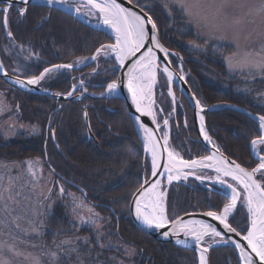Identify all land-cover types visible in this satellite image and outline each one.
I'll return each instance as SVG.
<instances>
[{
	"label": "trees",
	"instance_id": "obj_1",
	"mask_svg": "<svg viewBox=\"0 0 264 264\" xmlns=\"http://www.w3.org/2000/svg\"><path fill=\"white\" fill-rule=\"evenodd\" d=\"M133 2L152 15L161 42L176 51L170 56L172 65L177 68L178 63H182L186 80L203 106L226 102L264 116V105L254 101L251 93L239 92L236 87L243 81L239 76H232L221 57L204 52L190 55L176 33L165 28V12L176 9L167 6L163 0ZM19 8L22 7L13 6L8 15L10 38L5 34L3 16L0 14V58L5 69L11 73L19 68L20 76L34 77L49 65L73 63L75 59L89 57L100 46L112 42L105 32L80 23L60 9L28 5L26 14L21 16ZM181 15H176L175 11L177 19ZM10 42L29 48L37 54L38 59L27 61L20 58L14 53L16 50L10 46ZM115 64L112 58L102 56L97 63L78 70L63 69L54 76H45L41 85L66 94L80 77L87 81L88 92L100 93L116 79L118 71L114 69ZM93 69L95 72H92ZM160 79L163 80V77ZM257 81L263 86L264 79ZM0 91L18 110L19 121L35 123L41 128L40 133L35 135L18 134L10 139L0 135V159L7 162L35 156L44 159L46 154L49 166L44 159L45 165L52 173L54 189L61 195L51 213L45 216L47 232L43 237L46 243L50 242V234L58 232L60 235L89 234L90 240L95 241L90 229H76L73 226L64 203L68 196L65 186L79 193L102 215L104 226L101 230H106L99 238L103 244L114 243V246L102 249L105 253L122 256L120 247L115 246L119 243L136 250L132 264H197L191 250L156 241L141 230L129 215L130 200L143 179L148 178L150 163L122 99L86 95L80 100L57 101L47 95L23 91L1 79ZM180 98L187 111L184 120L176 111L171 143L186 147H182L186 158L203 156L207 151L198 141L192 110L185 98L181 95ZM161 105L166 113L169 105ZM85 111L97 144L87 138ZM204 121L211 139L226 155L248 168L257 164L249 150L252 140L262 134L257 120L236 109L220 107L204 113ZM260 151H264V145H260ZM257 177L264 185V175L258 173ZM188 183L168 186L166 204L170 219L195 210L219 212L229 201L226 194L209 189L199 181L190 180ZM247 221L244 207L239 204L229 222L245 233ZM97 248L98 245L94 247ZM93 251L87 253L85 258H102L103 255H94ZM103 258L108 261L107 255ZM209 264H238V258L232 247L215 246L209 250Z\"/></svg>",
	"mask_w": 264,
	"mask_h": 264
},
{
	"label": "rangeland",
	"instance_id": "obj_2",
	"mask_svg": "<svg viewBox=\"0 0 264 264\" xmlns=\"http://www.w3.org/2000/svg\"><path fill=\"white\" fill-rule=\"evenodd\" d=\"M163 2L176 9V15L182 13L177 19L175 11L165 12L164 23L165 28L176 33L187 52L192 56L204 52L221 57L231 70L232 76H239L243 81L236 87L239 92L251 93L254 101L264 105V83L261 86L257 81L264 79V71L257 66L264 63V12L256 11L261 0H185L190 14L181 10L177 0ZM69 3L77 11L76 6L82 0H72ZM86 11L87 9L81 8V15L99 22L96 16L85 15ZM10 46L22 59H38L37 54L29 48L16 46L12 42ZM100 56L110 59L112 54L105 55L102 51ZM83 61L86 60L78 59L73 63ZM13 72L19 75L21 70L15 68ZM57 72L59 70L48 75L53 76ZM164 129L163 134L167 133L166 127ZM40 130L38 124L19 121L18 110L5 98L4 92L0 91V135L4 139L18 134L35 135ZM173 145H169L170 149L181 157L184 146L179 143ZM216 176L214 170L204 174L210 181H214ZM52 178V173L40 156L12 162L0 159V261L5 264H132L131 259L136 250L131 246L119 243L115 245L120 247L122 256L102 251L114 246V243L103 244L99 238L106 230H101L104 226L102 215L79 193L65 186L68 196L64 203L73 226L76 229H90L95 235V241L90 240L89 234L60 235L58 232L50 234V242H45V216L51 213L56 200L61 198L54 189ZM225 179L236 184L231 177ZM213 185L225 190L231 198V191L226 186L218 182ZM237 187L242 193L239 202L248 215L246 203L243 201V190L238 185ZM160 193L165 205V191ZM215 241L218 240L206 237L202 244ZM95 244L99 248L94 249ZM92 251L94 255H103L102 258H85ZM105 255L108 261L103 258Z\"/></svg>",
	"mask_w": 264,
	"mask_h": 264
},
{
	"label": "snow or ice",
	"instance_id": "obj_3",
	"mask_svg": "<svg viewBox=\"0 0 264 264\" xmlns=\"http://www.w3.org/2000/svg\"><path fill=\"white\" fill-rule=\"evenodd\" d=\"M23 3L25 7L19 8L18 12L21 16L26 14L27 4L29 0H0V14L3 16V26L8 27V15L14 3ZM68 0H47L49 5L53 3L66 4ZM132 0H129L131 3ZM181 10L189 12V6L185 0H177ZM81 8L87 9L84 13L89 16H96L97 19L107 28L111 29L112 34L115 37V42L107 45H102L98 48L97 54L101 51L105 55L114 54L116 61L121 67L125 66L126 61H131V66L127 72L126 87L131 96L132 104L135 106L136 111L145 116H150L153 123H156L157 128L160 127L156 121V116L153 112L154 100L152 99V89L157 82L158 71H163L167 74L169 82L172 80V73L168 67L160 68L159 60L155 49L164 53L165 58L168 56V50L164 48L157 38V27L152 22L151 18L145 19L144 16L138 14L136 11L128 7H124L118 0H82L80 5L76 6L77 13ZM257 12H264V0H261ZM98 14V15H97ZM190 14V12H189ZM151 25V28L147 27ZM11 36V32L8 33ZM150 42L151 46H147ZM142 49H146L141 52ZM140 53L139 56L137 54ZM97 58L96 55L91 57L92 60ZM262 71H264V63L257 65ZM2 67V66H0ZM73 65H53L51 68H45L39 76H34L27 80V84L36 85L43 80L46 74L57 71L63 68H72ZM180 79H184L183 76ZM23 86V81H17ZM83 84V81H81ZM75 88V85L73 86ZM108 91L112 92L117 88L116 82L109 83ZM69 96L72 92L68 93ZM169 95H172L171 88H169ZM147 101V103H145ZM196 106L201 109L200 101H196ZM199 114V113H198ZM201 119V133L204 135L205 140L211 142V138L204 131L203 117ZM136 122L139 124L140 130L143 132L144 149L146 152H150L152 156V176L158 175L157 169L160 167V155L163 152H167V159L163 162L164 172L159 173L160 176L167 175L169 183L174 179H179L183 174L186 178V173H182L181 169L190 168H214L217 173L216 181L222 185H225L231 191V201L224 205L221 212H207L205 215L212 217L214 220L219 221V224L223 226L224 230L229 233H235L240 236V232L233 228L228 222L230 214L233 209L236 208L238 200L241 198L242 193L238 190H243V201L246 203L247 210L250 218V226L246 235L242 236V240L247 242V246L251 249V252L255 254L253 257L241 247L240 243L232 241L236 245V248L240 251L242 264H264V185H262L254 177L257 173L264 175V155H261L258 151V146L264 145V135H261L258 139H253L251 142V151L259 159V163L251 171L241 167L240 164L235 161L228 162L222 157H217L215 153L210 156L201 158L200 160L186 161L178 159L179 154L170 150L168 147L167 133L163 136L164 146L161 147L159 139L155 136L153 129L146 127L144 123L140 121V118H136ZM168 120H164V125L167 127ZM259 128L264 131V116L259 117ZM219 152V149L216 150ZM231 177L236 184L228 183L225 179ZM197 179H201L197 176ZM148 180H145V184H148ZM161 180L156 179L154 183H151L149 187L141 186V190L135 197V212L138 220L147 225L149 228L161 229L168 227L169 231L176 235L183 233L186 238H190L198 250H201L200 264H205L204 252L207 249H201V243L206 237L216 238L219 237L224 241V237L221 232L217 230L215 226L210 223H206L200 220H187L182 219L170 220L166 215L165 207L162 201V193H158ZM169 231L164 233L165 236L169 235ZM186 242V241H185ZM227 242V241H224ZM182 243V241H177ZM55 255V254H53ZM0 264H5L4 261H0Z\"/></svg>",
	"mask_w": 264,
	"mask_h": 264
},
{
	"label": "water",
	"instance_id": "obj_4",
	"mask_svg": "<svg viewBox=\"0 0 264 264\" xmlns=\"http://www.w3.org/2000/svg\"><path fill=\"white\" fill-rule=\"evenodd\" d=\"M68 1H70V0H68ZM118 2L121 3L122 6L128 7L130 9H132L133 11H136L138 14L144 16L145 19L150 17L142 8H140L139 6L135 5L132 2L129 3V0H118ZM19 5L25 6L23 3H19V2H16V3L13 4V6H19ZM27 5H46V6L54 7V8L63 10L64 12H66L69 15H71L72 17H74L77 21H79L82 24H85V25H87L89 27H92V28H95V29H98V30L106 31L103 28H101L100 26H98L97 23H93V22H90L88 20H85L79 14L75 13L74 11H72V9L70 8V5H69L68 2L66 4L53 3V4L49 5L47 3V0H29V3ZM152 22L154 23L153 20H152ZM147 27L150 30L151 25H147ZM5 29L7 31V28H5ZM157 38L159 40L158 33H157ZM159 42H160V40H159ZM160 44L163 46V44L161 42H160ZM147 46H151L150 42H149V44ZM144 50H146V49H142L141 52L144 51ZM155 51L157 53V58L159 60L160 68L162 69L163 67L166 66V67L169 68V71L172 73L171 83L169 82L167 74L164 73L165 77L168 80L169 88H171L172 95H174L173 86H175L181 92V94L184 96V98L188 101V103H189V105H190V107H191V109L193 111V120H194L195 127L197 129V133H198V135L200 137V141L202 142L204 147L209 152V155L212 154V151H213L219 157H222V158L226 159L228 162L235 161L236 163L240 164L236 160H234L231 157H229L226 154H224L219 148H218L219 152H217L216 151L217 148L214 145H212L210 143H206V141L203 139V137L201 135V131H200V125H199L200 117H203V114L205 112H208V111H210L212 109L220 108V107H223V106H228L230 108H233V109H236L238 111H241V112L245 113L246 115H248L250 118L256 119L258 121H259V117L262 116V115L252 113V112H250L249 110H247L246 108H244L242 106H239V105H236V104H230V103H226V102H217V103L211 104L209 106H202L201 105V109L202 110L198 109L197 106H196V101L199 100V99L192 92L190 86L186 82L185 77L182 75V73L180 71L176 70L171 65L168 56H167V58H165L164 53L160 52L158 49H155ZM171 53L172 52L170 50H168V55L171 54ZM93 55H96V53H94ZM139 55H140V53L137 54V56H139ZM55 65H66V64H55ZM0 66H2V67H0V78H1V80H3L6 83L11 84V85L19 88V89H21L23 91H29V92H34V93H38V94L47 95V96H50V97L54 98L57 101H60V100L61 101H65V100H73V99H75V96H72V95L69 96L68 94L64 95V94H61V93H57V92L51 91V90H49L47 88H44L43 86L40 85L41 81L38 84H36V85L27 84V80L30 79V78L21 77V76H18V75H15V74H12V73L6 71L5 68L3 67L2 63H1V60H0ZM52 66L53 65L48 66L46 68H51ZM81 66H83V65H79V66L73 65L72 68H68V69H78ZM130 66H131V61H126L125 62V66L121 67V69H120V72H119L117 80L113 81V82H116V84H117V88H116L117 93L116 94H110L109 91H108V88H106L101 94L93 95V96H96V97H99V98L119 97V98L123 99L125 101V103L127 104L128 111H129V113L131 115L134 128L137 131L140 139L143 142V145H142L143 149H144L143 132L140 130L139 124L136 122V118L137 117L140 118V121L142 123H144L146 127H149L151 129H153L155 136L159 139V143H160L161 147H163L164 143L162 141V137H161V134H160V127L157 128L156 123H153L152 118L150 116H145V115H142L141 113H138L136 111L135 106L132 104L131 96H130V94L128 92V89L126 87V83H127V79H128L127 72H128V69H129ZM39 75H37V76H39ZM181 76H183L184 79H180ZM157 80H158V73H157ZM17 81H23L24 82L23 86H21V84L18 83ZM156 84H157V82H156ZM156 84L153 86V89H152V99L155 102L154 105H153V112H154V114L156 116V121H157V115H156V109H155L156 108V95H155ZM70 92H72V91H70ZM145 103H147V101H145ZM84 120H85V125H86L87 138L88 139H93L94 142L97 143V140L95 139L94 134H93V132L91 130V127H90V124H89L88 114H87L86 111L84 113ZM157 123H158V121H157ZM203 126H204V129L206 131L204 118H203ZM206 133H207V131H206ZM207 135H208V133H207ZM262 135H264V131L262 132ZM250 150H251V144H250ZM144 151H145V149H144ZM145 153H146V151H145ZM260 154L264 155V153H260ZM209 155H207V156H209ZM251 155L256 160L259 161L258 157L256 155H254L252 153V151H251ZM147 156H148L150 164H151L150 175H149V178L147 179L149 183L145 184V181H144L142 183V185L144 187H149L150 184L154 183L156 179H160L161 180V185H160V188L157 190L158 193L160 192V190H161V188H162L164 183H166V184H171V183H183V184H186V180L188 178L197 179L198 175L196 174V171H198V170H213V168H196V169L184 168V169H181V172L187 174L186 178H185V175L182 174L179 179H174L173 181H171V183H169L168 180H167V175L166 174L164 176H160L159 175V173L164 172V169H163L162 165H163V162L167 159V152H163L160 155V165L161 166L158 167V169H157L158 175L156 177L152 176V159H150L148 154H147ZM45 158H46V156H45ZM178 159H181V158L178 157ZM200 159H201V157L200 158H192V159H183V160L191 161V160H200ZM46 161H47V159H46ZM47 164H48V162H47ZM48 166H49V164H48ZM241 167L245 168L248 171H251L253 168H255V167L247 168V167H244L242 165H241ZM254 178L257 179L261 183V181L257 178V174H256V176ZM141 186L135 192V194L133 195V197H132V199L130 201L129 213H130V217L132 218L134 223L141 230H143L144 232L148 233L155 240H157L159 242H162V243H165V242L173 243L176 247H179V248H182V249H189V250L193 251V253H194L195 257H196L197 263L200 264V252H201V250H198L196 248L195 243L190 238H186L183 235V233H179V234L174 235V234H172L169 231L168 227L161 228V229H156L154 227L149 228L147 225L142 223L141 220L137 219L136 212H135V197H136V195H138V192L141 190ZM235 209L236 208L233 209V212L230 214V216L234 213ZM207 212H210V211H194V212H189V213L183 214L181 216H178L177 218L182 219L184 221H187V220H200V221H204L206 223H210L213 226H215L217 228V230L221 232L222 236L227 241V242H224V243L232 246L235 249V251L237 253V256H238L239 264H242L241 254H240V251L236 248V245L234 243H232V241H236L237 243H240L241 247L244 248V250L246 252H248L253 257L255 256V254L251 252V249L248 248L247 242L242 240V238H241L242 236L247 234L248 230H247V232L245 234L240 233V236H237L235 233L226 232L224 230L223 226L219 224V221L214 220L212 217L205 215V213H207ZM211 212H214V211H211ZM177 218H175V219H177ZM175 219H173V220H175ZM249 226H250V224H249ZM249 226H248V228H249ZM166 231H169V235L168 236L164 235V233ZM178 240L182 241V243H177ZM204 248L207 249V252L203 253V255L205 256V264H209V248L210 247L203 246L201 244V249H204ZM256 264H259L258 260L256 261Z\"/></svg>",
	"mask_w": 264,
	"mask_h": 264
},
{
	"label": "bare ground",
	"instance_id": "obj_5",
	"mask_svg": "<svg viewBox=\"0 0 264 264\" xmlns=\"http://www.w3.org/2000/svg\"><path fill=\"white\" fill-rule=\"evenodd\" d=\"M132 3H134L133 2V0H132ZM135 4V3H134ZM136 5V4H135ZM28 6V5H27ZM38 6V5H37ZM138 6V5H137ZM49 7V6H48ZM140 7V6H139ZM71 8V7H70ZM141 8V7H140ZM72 9V11H74L75 13H77V11H75L74 10V8H71ZM144 10V9H143ZM63 11V10H62ZM64 12V11H63ZM146 12V11H145ZM66 13V12H65ZM150 17H151V19L154 21V19H153V17H152V15H150V13H148V12H146ZM77 14H81L80 12L79 13H77ZM154 23H155V21H154ZM155 25H156V23H155ZM98 26H100L101 28H103L104 30H106V31H103V32H105L106 34H108V35H111L112 36V38H113V40H112V42H110V43H107V44H111V43H113V41L115 42V37H114V35L112 34V31H111V29H109V28H107L106 26H104L100 21L98 22ZM4 27V26H3ZM157 27V26H156ZM5 29V28H4ZM8 33H9V29H8V27H7V31H6V29H5V34H6V36L8 37ZM157 33H158V37H159V30H158V28H157ZM11 37H12V35H11ZM159 40H160V37H159ZM160 42H161V40H160ZM12 43H14V42H12ZM162 43V42H161ZM107 44H105V45H107ZM163 44V43H162ZM163 46L165 47V48H167L164 44H163ZM99 48H101V46L99 47ZM168 50H170L169 48H167ZM172 53L171 54H169L168 55V57H169V60H170V56L171 55H174V53H176V51H173V50H170ZM110 58V57H109ZM111 58H114L115 59V55L114 54H112V57ZM0 60H1V58H0ZM116 60V59H115ZM2 62V61H1ZM117 62V61H116ZM118 63V62H117ZM170 63H171V60H170ZM119 64V63H118ZM2 65H3V63H2ZM171 65H172V63H171ZM4 66V65H3ZM173 66V65H172ZM174 67V66H173ZM5 68V67H4ZM177 68H181V72L182 73H184V74H186L185 73V71H184V69H183V67H182V63L181 62H179L178 63V67ZM114 69H116L117 71H118V75H119V72H120V69H121V66L120 65H117V66H114ZM6 70V69H5ZM7 71V70H6ZM43 71V70H42ZM9 72V71H8ZM11 73V72H10ZM41 73V72H40ZM12 74H14V73H12ZM118 75H117V77H116V79H115V81L117 80V78H118ZM163 77V76H165L164 75V73L162 72V71H158V80H157V84H156V87L158 88L159 87V85H160V77ZM1 79V78H0ZM5 82V81H4ZM9 85H11V84H9ZM13 86V85H12ZM110 94H116L117 93V90L115 89L114 91H112V92H109ZM159 99H161V100H164V101H171V99L168 97V99H165V98H163V97H161V98H159ZM171 104H173L172 102H171ZM231 104V103H230ZM223 107H228V106H223ZM172 108H174L173 107V105H172ZM245 108V107H244ZM213 110V109H212ZM87 112V111H86ZM85 113V112H84ZM256 114V113H255ZM256 120V119H255ZM258 121V120H257ZM259 122V121H258ZM199 125H200V131H201V119H200V122H199ZM85 127H86V125H85ZM204 131H205V129H204ZM262 131V130H261ZM86 133H87V131H86ZM201 135H202V133H201ZM171 137H172V131H171V135L168 137V144L170 145V146H173L172 145V143H171ZM202 137H203V139L205 140V138H204V135H202ZM175 138H177L176 136H175ZM211 138V137H210ZM206 141V143H210V144H212V145H214L216 148H219L218 147V145L211 139V142H209V141H207V140H205ZM163 143H164V141H163ZM97 144V143H96ZM251 144V143H250ZM169 145H168V147H169ZM203 145V144H202ZM204 146V145H203ZM205 148V147H204ZM169 149H170V147H169ZM206 149V148H205ZM220 149V148H219ZM171 150V149H170ZM221 150V149H220ZM249 150H250V147H249ZM260 150V146H258V151ZM206 151H207V149H206ZM222 151V150H221ZM223 152V151H222ZM148 155H149V157H150V159H152V156H151V153L150 152H146ZM215 152H213L212 151V154H210V155H213ZM224 153V152H223ZM250 153H251V150H250ZM225 154V153H224ZM209 155V156H210ZM215 155L219 158V156L215 153ZM228 156V155H227ZM230 157V156H229ZM232 158V157H231ZM181 159H185V158H181ZM232 159H234V158H232ZM234 160H236V159H234ZM237 161V160H236ZM238 162V161H237ZM242 165V164H241ZM243 166V165H242ZM245 167V166H244ZM213 170H214V168H213ZM215 171V170H214ZM215 182H217L216 181V178H215V180H214ZM225 186V185H224ZM218 191H219V188H218ZM164 204V203H163ZM165 207V206H164ZM195 211H201V210H195ZM205 211H207V210H205ZM192 212H194V211H192ZM187 213H189V212H187ZM184 214H186V213H184ZM248 215H249V213H248ZM178 217V216H177ZM157 241V240H156ZM159 242V241H158ZM162 243V242H161ZM165 243H169V242H165ZM173 244V243H172ZM174 245V244H173ZM200 255H201V252H200Z\"/></svg>",
	"mask_w": 264,
	"mask_h": 264
},
{
	"label": "flooded vegetation",
	"instance_id": "obj_6",
	"mask_svg": "<svg viewBox=\"0 0 264 264\" xmlns=\"http://www.w3.org/2000/svg\"><path fill=\"white\" fill-rule=\"evenodd\" d=\"M166 82H167V80L164 79V78H163V80L162 79L160 80V85L157 88L158 91H156L158 99L161 98V97H163L165 99H168L167 94H166ZM167 84H168V82H167ZM171 102L173 104H171ZM161 104H168L169 105V109H168V111L166 113L163 111L164 109L162 108V110L160 112L161 121L164 120V119H167L168 122L172 125V122L174 121V117H175L176 111H178L181 114V116L183 117L182 119L184 120L187 109H186L185 105L182 104L179 92L174 97V101L173 100L165 101V102L163 101V102H161ZM172 105H173L174 108H172ZM172 109H173V112H172Z\"/></svg>",
	"mask_w": 264,
	"mask_h": 264
}]
</instances>
